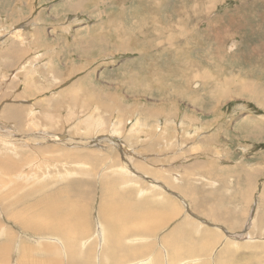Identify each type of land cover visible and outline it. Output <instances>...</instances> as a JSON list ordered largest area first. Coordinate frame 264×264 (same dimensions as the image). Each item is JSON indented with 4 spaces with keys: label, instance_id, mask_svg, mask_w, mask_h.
<instances>
[{
    "label": "rangeland",
    "instance_id": "374dc122",
    "mask_svg": "<svg viewBox=\"0 0 264 264\" xmlns=\"http://www.w3.org/2000/svg\"><path fill=\"white\" fill-rule=\"evenodd\" d=\"M12 40L23 50L0 56V107L32 118L20 129L0 118V157L21 163L0 173V264H114L103 230L115 206L148 220L123 240L120 264H168L175 246L192 250L183 264H264V228L251 222L264 212V0H0V51ZM67 204L81 212L73 255L48 230ZM40 213L50 226L31 230Z\"/></svg>",
    "mask_w": 264,
    "mask_h": 264
},
{
    "label": "bare ground",
    "instance_id": "6f19581e",
    "mask_svg": "<svg viewBox=\"0 0 264 264\" xmlns=\"http://www.w3.org/2000/svg\"><path fill=\"white\" fill-rule=\"evenodd\" d=\"M85 1V0H84ZM69 3H71V2H69ZM68 4V3H67ZM72 4V3H71ZM74 4H75V2H74ZM79 4V3H78ZM76 5V4H75ZM69 8V7H68ZM15 34V33H14ZM15 38V37H14ZM17 40V39H16ZM23 43V42H22ZM1 49V48H0ZM6 50L8 51V53H6ZM22 50L23 49H21L20 48V46H18L17 44H16V42L15 41H13L12 40V42L4 49V50H2V51H4V52H2V51H0V52H2V53H0V56L1 55H3L2 57H5V58H9V57H11L12 55H13V53H15L16 55H19L21 52H22ZM103 50V49H102ZM17 51H19V53L17 52ZM2 60V59H1ZM13 58H10L9 60H8V63L7 64H9V65H11V63L13 62ZM34 60V59H33ZM4 62V61H3ZM5 63H6V61H5ZM4 63V64H5ZM35 65V64H34ZM33 65V66H34ZM6 66V65H5ZM8 66V65H7ZM30 66V62L28 61V60H26L23 64H21L20 65V67L19 68H21V69H23V70H26L25 71V76L26 77H28V73H29V71L31 70V68L29 67ZM112 68V67H111ZM24 73V72H23ZM34 73V72H33ZM36 73V72H35ZM13 74V73H12ZM14 75V74H13ZM16 76V75H15ZM24 76V75H23ZM22 76V77H23ZM52 77V76H51ZM53 77H55V76H53ZM11 78H12V76H11ZM25 78V77H24ZM3 79V78H2ZM16 79V78H15ZM18 79V78H17ZM28 79H29V77H28ZM27 79V80H28ZM5 80H6V78H5ZM21 80V79H20ZM32 80V79H31ZM34 80V79H33ZM52 80V79H51ZM227 81H226V83H224V85L223 86H221L220 88H221V90H222V88H224V87H227V86H229V84H231V83H234V81L233 80H235V79H233L232 77H230L229 79H226ZM8 81V80H7ZM10 81H11V84L13 85V83H12V80L10 79ZM17 81V80H16ZM22 81V80H21ZM88 81V80H87ZM9 82V81H8ZM14 82H15V80H14ZM31 82V81H30ZM24 83V82H23ZM80 83V82H79ZM60 84V83H59ZM127 84V83H126ZM235 84L237 85V87H238V90H240V91H242V92H244V91H247L246 93H248L249 92V94H251V95H256L257 93H258V85H256V83H253V82H251V81H249V80H240L239 82H237V81H235ZM26 85V84H25ZM27 85H31L29 82H27ZM33 86V85H32ZM36 87H38V89H41L40 88V84L39 85H35ZM4 89V88H3ZM54 89V88H53ZM94 89V88H93ZM92 89V90H93ZM6 90V89H5ZM95 90V89H94ZM3 91V90H2ZM254 93V94H253ZM3 94V93H2ZM12 94V93H11ZM76 94V93H75ZM1 95V94H0ZM5 95V94H4ZM1 100H2V98H1ZM4 100V99H3ZM263 101V100H262ZM47 104H50V106L52 105L51 104V100H48L47 102H46ZM85 103V102H84ZM5 104V103H4ZM4 104H2V109H1V107H0V118L1 119H4V120H9V121H12L14 124H13V127L16 129V128H18V129H20L21 128V126H23V125H26V126H31V124H28V122H27V120H30L31 121V118L32 117H30L29 115H28V113H29V111L27 110V108H25V107H20V106H16V105H5L4 106ZM31 106V105H30ZM49 106V105H48ZM55 106V105H54ZM53 106V107H54ZM30 108V107H29ZM31 108H33V107H31ZM30 108V109H31ZM26 109V110H25ZM34 109V108H33ZM51 109H53V108H51ZM36 110V109H35ZM55 110V109H54ZM25 111H28L27 113H25ZM102 111V110H101ZM93 112V111H92ZM48 113V112H47ZM50 113V112H49ZM25 114H26V119L24 118V116H25ZM37 114V113H36ZM49 116V115H48ZM33 118H37L36 116L35 117H33ZM45 118V117H44ZM33 120V119H32ZM1 121V120H0ZM49 120H47V122H48ZM37 122V121H36ZM83 122V121H82ZM88 121H85V123H87ZM121 122V121H120ZM16 123H18V124H16ZM54 123V122H53ZM79 124V123H78ZM78 124H76V127H79L78 126ZM90 124V123H89ZM120 125V124H119ZM29 126V127H30ZM88 126V125H87ZM262 127V126H261ZM33 128H35V127H33ZM89 128V127H88ZM257 128H259V129H261L260 128V126L259 125H257ZM263 128V127H262ZM16 131V130H15ZM256 131V130H255ZM252 132V131H251ZM251 132H250V134H251ZM96 133V132H95ZM9 134V133H8ZM263 134V133H262ZM11 135V134H10ZM15 135V134H14ZM257 135V134H256ZM247 136H249L250 137V135L248 134ZM258 136V135H257ZM43 138L45 137V136H42ZM85 138V137H84ZM1 140V139H0ZM9 140V139H8ZM4 141V140H3ZM44 141V140H43ZM47 141V140H46ZM16 143V142H15ZM85 143H91V141L89 140V141H87V142H85ZM11 144V143H10ZM10 144H6V143H3L2 145H5V146H3V147H11L10 146ZM25 144V143H24ZM100 144V143H99ZM33 145V144H32ZM77 145H79V144H77ZM16 146V145H15ZM81 146V145H80ZM21 147V146H20ZM26 147H28V146H26ZM30 147V146H29ZM12 148H13V146H12ZM38 148V146L37 147H35V149H37ZM1 149V148H0ZM5 149V148H4ZM13 150H14V148H13ZM38 150V149H37ZM19 151V150H18ZM39 151V150H38ZM35 153V152H34ZM38 153H40V151L38 152ZM40 155V154H39ZM128 156V155H127ZM49 157V156H48ZM77 157V156H76ZM129 157H131V156H129ZM128 157V158H129ZM43 158V157H42ZM94 158V157H93ZM47 159V158H46ZM130 159V158H129ZM128 160V159H127ZM138 160V159H137ZM41 162V161H40ZM21 163H18V162H13L12 160H10V159H7V158H2V157H0V165H2L3 166V168H2V170H1V168H0V173H1V175L3 174H5V175H10V174H12L13 172H14V170H16V169H18V167H19V165H20ZM76 164V163H75ZM83 164V163H82ZM124 164H125V162H124ZM198 164V163H197ZM34 165V164H33ZM41 165V164H40ZM128 165V164H127ZM152 165V164H151ZM201 165V164H200ZM36 166V165H35ZM38 166H39V164H38ZM42 166V165H41ZM77 166V165H76ZM119 166V165H118ZM124 166V165H123ZM173 166V165H172ZM66 167V166H65ZM81 167V166H80ZM67 168H68V166H67ZM76 168V167H75ZM120 168V167H119ZM243 168V167H242ZM108 169H109V167H108ZM112 169V168H111ZM126 168H123V170H124V172H126V173H129V172H131V177H134L135 175H137V174H132V171H129V170H125ZM130 169V168H129ZM20 170V169H19ZM76 170V169H75ZM115 170V169H114ZM24 171V170H23ZM70 171V170H69ZM74 171V170H73ZM115 171H120V169L119 170H115ZM114 171V173H116ZM177 171V170H176ZM173 172L172 173V175H173V179H174V181H177V176H178V173L177 172ZM113 172V171H112ZM35 172H33V171H31V172H27L25 175L28 177V178H26L27 180H29L31 177L30 176H32V178L33 177H35L36 175L34 174ZM57 173V172H56ZM68 173L69 172H64L63 174H61V175H64V176H67L68 175ZM74 173V172H73ZM120 173V172H119ZM139 173V172H138ZM20 174V173H19ZM116 174H118V173H116ZM125 174V173H124ZM0 175V176H1ZM50 175V174H49ZM70 175H71V173H70ZM143 174H140V175H138V176H142ZM253 175V173H251V174H248L247 175V177L248 178H250L251 176ZM69 176V175H68ZM119 176V175H118ZM129 176V175H128ZM137 177V176H136ZM20 178H23V177H20ZM82 178V177H81ZM122 178V177H121ZM128 178V177H127ZM138 178V177H137ZM202 178V177H201ZM25 179V178H24ZM25 179V180H26ZM76 179V178H75ZM119 179V178H118ZM124 179V178H123ZM36 180H37V178H36ZM205 180V179H204ZM1 181L3 182L4 180H2L1 179ZM5 182V181H4ZM4 182H3V184H4ZM7 182V181H6ZM18 182H20V181H18ZM32 182V181H31ZM71 182V181H70ZM125 182H126V179H125ZM124 182V183H125ZM199 182V181H198ZM73 183H74V181H73ZM73 183H72V185H73ZM135 183V182H134ZM210 183H214V181H210ZM3 184H1V185H3ZM6 184V183H5ZM66 184V183H65ZM78 184V183H77ZM111 184V183H110ZM109 184V185H110ZM160 183H158L157 185H156V187L157 188H161V189H163V191L165 190V192H166V190H168V191H170L167 187H165V185L163 184V183H161V184H163V185H159ZM262 184V186H261V191H262V194H261V196L259 195V199L263 196V201H264V182L263 183H261ZM69 185H71V184H69ZM115 185V184H114ZM6 186V185H5ZM117 186V185H116ZM79 187H81V186H78V188ZM111 187V186H110ZM111 188H113V187H111ZM114 188H115V186H114ZM151 188V187H150ZM72 189V188H71ZM77 189V188H76ZM117 189V188H116ZM153 189H155V188H153ZM122 190V189H121ZM156 190V189H155ZM244 190V189H243ZM65 191V190H64ZM61 192H63V190L62 191H60V193ZM113 192V191H112ZM115 192V191H114ZM118 192V191H117ZM149 192V191H148ZM147 192V193H148ZM160 192V191H159ZM157 193H158V191H157ZM162 193V192H161ZM169 193V192H168ZM73 194V193H72ZM117 194V193H116ZM171 194V193H170ZM169 194V195H170ZM172 194H173V192H172ZM251 194H253V193H251ZM51 195V194H50ZM118 195V194H117ZM194 195V194H193ZM54 196V195H53ZM58 196V195H57ZM118 196H120V195H118ZM249 196H250V194L248 195V198H247V204L249 203L248 202V200H249ZM162 197H165L166 198V196L165 195H162L161 196V198ZM53 198V197H52ZM161 198H159V199H161ZM173 198H175V197H173ZM196 198V197H195ZM57 199V198H56ZM60 199V198H59ZM62 200H64L63 198H61ZM66 201V200H65ZM125 201V200H124ZM124 201H123V203H124ZM259 201V200H258ZM122 202V201H121ZM126 202V201H125ZM50 204L52 203V202H49ZM64 203V202H63ZM68 203V202H67ZM43 204V203H42ZM66 204V203H65ZM110 205H111V203H109ZM114 204V203H113ZM40 205V204H39ZM122 205V204H121ZM126 205V204H125ZM155 205H156V203L153 201L152 202V205L150 204V206H152L153 208L155 207ZM46 206V205H45ZM62 206V205H61ZM60 206V208H62ZM78 207H79V205H77ZM115 206V205H114ZM129 206V205H128ZM51 207H54V208H58L59 207V205H55V203H54V205H52ZM63 207H64V205H63ZM67 207H69L67 210L68 211H66V212H63V215H60V217H59V219L57 220V223H56V225H54V224H52L51 225V229L50 228H48V230H52L53 232L55 231V232H57L59 235H60V237L63 239V241L65 242V245H66V249H68V251H69V253L71 254V255H73V252H75V247L77 246L78 248V250H80L81 248L79 247V245H78V242H79V240L80 239H78L77 238V236H75V232H73L72 230H73V226H77L76 225V219L79 217V215H80V211H79V209H80V207L78 208V207H75L74 205H68L67 204ZM116 207V206H115ZM114 207V208H115ZM260 207L262 208L263 207V205H259V209H260ZM49 208L50 207H48V210H49ZM60 208H58V210H61ZM65 208V207H64ZM114 208H112V210H111V207H108V215H109V217L110 218H108V223H109V225H108V230L107 229H105L104 228V230H103V234H104V238H103V244H104V250H103V257H104V259L105 260H113L114 261V264H120V262L122 261V255H120V252H121V250H123V248H124V246L122 245V242H123V240L125 239V237L127 236V235H129V232L131 233H133V231H135L136 233H139L140 234V232H139V226H143L144 228L147 226V223H148V220H146V218H145V215H143V217L145 218H143L142 217V213L140 212V216L139 217H137L139 214H138V211L137 212H135L136 213V216H134V217H127L126 216V214H127V211L125 210V212H120L119 210H117V209H115L117 212H115L113 209ZM123 208V207H122ZM150 208V207H149ZM157 208H158V206H157ZM63 209V208H62ZM66 209V208H65ZM119 209V208H118ZM203 210V209H202ZM249 210V209H248ZM62 211V210H61ZM109 211H111V213L109 212ZM157 212H160L159 210H156ZM245 211H246V209H245ZM50 212V211H49ZM83 212V211H82ZM155 211H154V209H149V214L148 215H146L147 217L149 216L150 218L153 216V215H155V213H154ZM58 213V212H57ZM107 213V212H106ZM105 213V217H107V214ZM133 213V212H132ZM144 213V212H143ZM205 213V212H204ZM46 214V213H45ZM115 214H118V217H117V219L115 220V221H113V215H115ZM129 214V213H128ZM146 214V213H145ZM49 215V214H48ZM47 215V216H48ZM51 215V214H50ZM249 215H251V214H249ZM104 216V215H103ZM156 216V215H155ZM54 217V216H53ZM81 217V216H80ZM254 217V218H253ZM252 217V220L253 221H251V222H255L256 223V226L257 227H259V222H260V226H261V228L263 229L264 228V212L262 213V215L260 214H258V213H256L255 214V216H253ZM27 218V217H26ZM50 218V217H49ZM55 218V217H54ZM54 218L52 219V220H54ZM153 218V217H152ZM156 218V217H155ZM154 219V218H153ZM158 219V218H157ZM201 219V218H200ZM251 219V218H250ZM47 220H48V218L45 220V218H44V215L43 214H41L40 213V215L38 216V215H36V216H34L33 215V218H29L28 220H26V223H27V226H29V228H32L31 230H36V229H38V228H42V229H45V227H44V225H46L47 223H49L48 225L50 226V222L51 221H49V222H47ZM51 220V219H50ZM202 220V222H204V223H206L207 224V220L206 221H204L203 219H201ZM130 221H132V222H130ZM35 222H37L36 224H34ZM56 222V221H55ZM85 222V221H84ZM112 222L115 224V226L114 227H112ZM130 222V223H129ZM152 222H153V220H152ZM162 222V221H161ZM209 222V221H208ZM155 223H156V221H155ZM133 224V225H132ZM158 225V224H157ZM208 225V224H207ZM211 225H213L212 223L210 224V226ZM106 226V225H105ZM214 226V225H213ZM212 226V227H213ZM156 227V226H155ZM80 228V227H79ZM140 229H142V228H140ZM46 230V229H45ZM112 230V231H111ZM84 231V230H83ZM111 231V232H110ZM146 232H147V230H145ZM143 232V231H142ZM26 234V233H25ZM77 234V233H76ZM14 236V235H13ZM237 236V235H236ZM236 236H234V237H236ZM2 237V236H1ZM40 237V236H39ZM35 238H37V237H35ZM161 238V237H160ZM230 238V237H229ZM42 239V238H41ZM240 239H242L241 237H240ZM249 239V238H248ZM36 240V239H35ZM239 239H233V242L236 244V243H242V241H244V239L241 241V242H239L238 241ZM250 240V239H249ZM255 240V239H254ZM38 241V240H37ZM129 241V240H128ZM163 241V240H162ZM161 241V242H162ZM159 242V241H158ZM250 242V241H249ZM69 243H71L72 244V247H70V246H68V244ZM77 243V244H76ZM261 243H262V241H261ZM253 244V243H252ZM260 244V243H259ZM24 245V244H23ZM42 245V244H41ZM159 245H161V244H159ZM181 246V245H180ZM189 246H190V244H189ZM18 247V246H17ZM24 246H22V244L19 246V248H17V251H18V253H19V256H21L20 255V250L23 248ZM35 247V251L37 250V249H39L40 248V245H36V246H33V248ZM182 247V246H181ZM181 247H179V248H181ZM186 247H188L187 245H186ZM191 247V246H190ZM263 247H264V245H263ZM32 247H29V251H31L32 249H33ZM44 248V247H43ZM63 248V247H62ZM177 246H175V247H173L172 248V250H167V251H165V253L168 255V257H169V263L170 264H183V262L181 261V258H179L178 257V255L179 254H181V252L183 251V252H186V253H190L192 250H188V249H184V247L183 248H181V249H179ZM258 248H260V247H258ZM131 249V248H130ZM132 249H134L135 250V248L133 247ZM199 249V248H198ZM78 250H77V252H78ZM126 251H128V249L126 250ZM3 252V251H2ZM64 252V251H63ZM168 252H170V253H168ZM22 253H23V249H22ZM34 253V252H33ZM121 254H123V253H121ZM125 254H127V252H125ZM166 255V256H167ZM36 256H38V255H36ZM121 256V257H120ZM127 256V255H126ZM32 257V256H31ZM124 257V256H123ZM191 257H193V256H191ZM155 258L157 259V257L155 256ZM154 258V259H155ZM19 259H21V258H19ZM188 259H190V258H188ZM223 259V258H222ZM258 260H260L259 259V257L257 258ZM7 260H8V262H9V257H5L4 258V261H3V264H7ZM34 260H36V258H30L29 259V262H34ZM142 261H145V263H148L149 262V258H145V259H141ZM2 261V260H1ZM23 261H25V260H23ZM46 261V260H45ZM141 261V262H142ZM158 261V260H157ZM26 262V261H25ZM189 262V261H188ZM197 263H200V259H199V261H196ZM195 262V263H196ZM260 262V261H259ZM13 263V262H12ZM16 263V262H15ZM168 263V264H169ZM18 264H23V262H22V260H18ZM34 264H42V262L41 261H35V263ZM49 264H53V262L51 261V260H49ZM127 264V263H126Z\"/></svg>",
    "mask_w": 264,
    "mask_h": 264
},
{
    "label": "crops",
    "instance_id": "0c3cea01",
    "mask_svg": "<svg viewBox=\"0 0 264 264\" xmlns=\"http://www.w3.org/2000/svg\"><path fill=\"white\" fill-rule=\"evenodd\" d=\"M78 2H75V4H77Z\"/></svg>",
    "mask_w": 264,
    "mask_h": 264
}]
</instances>
